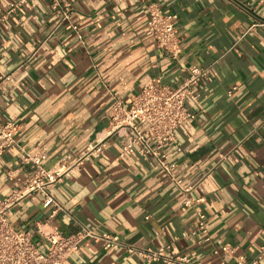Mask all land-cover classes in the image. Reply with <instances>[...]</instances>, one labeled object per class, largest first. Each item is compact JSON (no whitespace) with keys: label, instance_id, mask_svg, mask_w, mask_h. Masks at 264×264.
<instances>
[{"label":"crops","instance_id":"1","mask_svg":"<svg viewBox=\"0 0 264 264\" xmlns=\"http://www.w3.org/2000/svg\"><path fill=\"white\" fill-rule=\"evenodd\" d=\"M14 1L0 0V77H8L0 115L20 131L0 158V201L31 174L19 161L22 149L46 150L47 169L74 164L96 140L106 149L54 188L62 212L53 214L34 194L9 210L10 226L63 236L85 227L202 264H217L213 251L225 245L255 260L264 246V0H71L81 40L57 28L41 0L5 18ZM150 3L178 16L176 60L146 33ZM192 67L209 71L199 100L188 106L197 117L166 147L185 186L202 182L204 204L185 208L153 159H119L123 139L109 137V116L116 102L128 106L149 85L177 86ZM196 211L207 217L210 243L183 237L195 229ZM33 242L46 250L40 237ZM139 262L137 254L86 240L64 264Z\"/></svg>","mask_w":264,"mask_h":264},{"label":"built area","instance_id":"2","mask_svg":"<svg viewBox=\"0 0 264 264\" xmlns=\"http://www.w3.org/2000/svg\"><path fill=\"white\" fill-rule=\"evenodd\" d=\"M30 1L15 0L10 4L5 18L16 13L20 7L29 5ZM41 1L48 4L49 13L56 19L57 28L65 25L67 30L72 31L81 40L80 29L73 23L74 8L71 0ZM147 11V35L154 40L160 50L176 60L181 50L177 31L178 16L163 13L155 3L148 4ZM260 25L264 26V22ZM208 75L209 71L206 69L189 68L186 77L177 86L149 85L134 96L128 106L116 102L109 116V137L118 136L123 139L119 159L126 157L153 159L176 188L185 208L204 204L202 182L185 186L169 164L171 154L167 152L166 147L175 141L176 131L181 125L196 119L197 114L192 113L188 106L199 100L197 88ZM7 80L8 77H0V85ZM19 131L18 123L5 121L0 115V158L16 146ZM105 149V141L96 140L88 144L83 156L74 164L67 165L60 162L51 169L44 167L47 160L46 150H20L19 161L21 165L31 170V174L19 190L13 192L8 199L0 201V264H64L78 252L80 245L86 240L99 244L103 251L122 248L128 254H137L140 259L139 264H202L187 256L173 255L169 247L158 250L138 249L123 245L118 236L98 235L85 227L80 228L75 234L63 236L56 231L46 232L40 227L33 234L15 230L10 226L9 210L34 194L43 197L44 208H54L53 214L62 212L63 208L53 194L54 188L82 162L102 156ZM193 193H198L199 196L192 198ZM195 218V229L184 234L183 237L195 238L200 235L204 242L210 243L205 213L196 211ZM35 235L46 243L45 251L39 250L34 244ZM213 254L220 258L217 264H228L232 259L234 264H258L264 258V246L261 247L257 258L249 263L241 256L235 257V250L228 245L214 249Z\"/></svg>","mask_w":264,"mask_h":264}]
</instances>
